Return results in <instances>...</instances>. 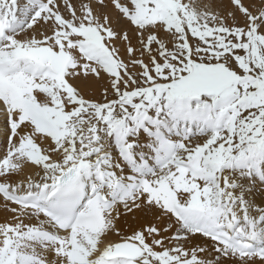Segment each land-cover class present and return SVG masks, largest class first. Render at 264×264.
<instances>
[{
	"label": "snow or ice",
	"instance_id": "snow-or-ice-1",
	"mask_svg": "<svg viewBox=\"0 0 264 264\" xmlns=\"http://www.w3.org/2000/svg\"><path fill=\"white\" fill-rule=\"evenodd\" d=\"M0 264H264V0H0Z\"/></svg>",
	"mask_w": 264,
	"mask_h": 264
}]
</instances>
